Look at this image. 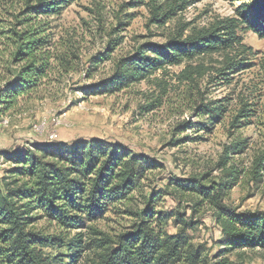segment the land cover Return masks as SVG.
Returning a JSON list of instances; mask_svg holds the SVG:
<instances>
[{
  "label": "rangeland",
  "instance_id": "rangeland-1",
  "mask_svg": "<svg viewBox=\"0 0 264 264\" xmlns=\"http://www.w3.org/2000/svg\"><path fill=\"white\" fill-rule=\"evenodd\" d=\"M248 3L249 0H71L58 15L47 17L51 18L48 22L54 32V52L64 61L54 63L40 97L22 98L13 110L0 115V151L98 138L118 143L159 167L146 174L127 201L95 221L66 228L37 219L30 227L33 231L64 241L79 239L75 245L84 247L74 255L76 262L70 261L71 255L63 247L45 248V255L59 256L67 264L96 261L98 249L94 246L101 242L115 246L107 240L116 242L119 235L129 232L135 222L131 214L145 210L149 201L155 213L179 212L186 220L196 222L195 229L186 232L191 243L203 245L211 257L217 255L223 250L218 245L222 234L213 209L204 203L194 214L196 198L171 194L174 186L169 184L174 179L203 175L205 183L224 179L220 160L225 148L239 141L244 143L243 152L229 155L227 165L239 171L238 180L224 202L237 213H264V177L259 181L254 178V165L264 158V39L240 26L236 33L245 49L228 52L227 56L238 65L227 75L217 72L228 63L226 55L220 53L200 60L204 64L203 76L193 75V82L178 78L182 64L158 70L150 78L113 94L92 95L81 101L85 96L78 91L82 86L110 79L116 63L131 55L139 44L161 45L177 34L186 37L238 18L241 6ZM33 4L34 0H0V53L11 51L4 39L8 34L3 32L22 29L18 24L24 18H33L28 9ZM154 8L160 9L159 14L171 9L174 12L164 24H156ZM105 53L109 59L96 62ZM4 56L0 54V72L6 66ZM74 102L79 103L73 107ZM210 102L226 107L222 118L209 131H183L184 123L200 121L196 114ZM245 115L248 121L244 122ZM236 121L242 124L232 128ZM185 138V142L176 143ZM9 168V163L0 158V184ZM35 215L40 217L39 212ZM162 228L168 234L176 233L171 221ZM223 257L237 264H264V253L259 249L229 251Z\"/></svg>",
  "mask_w": 264,
  "mask_h": 264
},
{
  "label": "trees",
  "instance_id": "trees-1",
  "mask_svg": "<svg viewBox=\"0 0 264 264\" xmlns=\"http://www.w3.org/2000/svg\"><path fill=\"white\" fill-rule=\"evenodd\" d=\"M69 1L34 0L28 8L33 18L19 22L20 30L16 27L3 32L8 34L4 39L11 51L0 53L5 55L6 63L0 72V115L13 110L20 99L38 96L45 89L54 63L64 61L62 55L56 56L54 52L53 27L48 22L51 18L47 17L58 15ZM159 10H152L156 24H164L174 12L171 9L159 14ZM240 26L264 39V0H249L241 6L238 18L218 22L189 36L177 34L161 45L139 44L131 55L116 63L110 79L79 88L85 96L81 101L92 95L119 92L134 82L150 78L158 70L166 71L167 67L182 64L184 68L178 78L181 82H193V75L203 76L204 64L200 60L213 54L226 55L227 65L217 72L227 75L238 65L227 56L228 52L245 49L236 33ZM107 59L109 56L105 53L96 62ZM195 61L197 64L191 65ZM79 102H74L73 107ZM225 112L223 104L207 103L196 114L200 121L184 123L182 129L209 131ZM246 117L242 121H248ZM242 121L234 122L232 128ZM243 149L242 141L225 148V156L219 163L224 179L205 183L203 175L174 179L169 184L174 186L171 194L196 198L194 214L204 203L213 209L222 234L218 245L223 250L217 255L211 257L203 245L191 243L186 232L194 230L196 222L186 220L179 212L155 213L149 201L145 210L130 212L135 222L129 232L119 235L116 242L107 240L115 246H104L102 242L94 246L98 249L97 260L87 264H237L223 257L224 253L241 249H259L264 253V213H237L224 202L239 173L233 166H227L229 155L240 154ZM0 158L10 165L0 184V264H67L59 256L45 255L43 249L49 247L66 248L70 261L76 262L74 255L84 248L75 245L79 239L72 242L44 236L33 231L31 225L40 218L66 228L95 221L115 205L127 201L140 188L146 174L159 167L151 159L134 154L118 143L98 138L34 144L0 151ZM254 175L256 181L264 177V158L254 165ZM168 221L176 228L175 234H168L162 228Z\"/></svg>",
  "mask_w": 264,
  "mask_h": 264
},
{
  "label": "bare ground",
  "instance_id": "bare-ground-1",
  "mask_svg": "<svg viewBox=\"0 0 264 264\" xmlns=\"http://www.w3.org/2000/svg\"><path fill=\"white\" fill-rule=\"evenodd\" d=\"M4 121V120H3ZM35 127H37V126H35ZM34 127V129L36 130V128ZM44 128V127H43Z\"/></svg>",
  "mask_w": 264,
  "mask_h": 264
},
{
  "label": "built area",
  "instance_id": "built-area-1",
  "mask_svg": "<svg viewBox=\"0 0 264 264\" xmlns=\"http://www.w3.org/2000/svg\"><path fill=\"white\" fill-rule=\"evenodd\" d=\"M51 138H53V136H51Z\"/></svg>",
  "mask_w": 264,
  "mask_h": 264
}]
</instances>
